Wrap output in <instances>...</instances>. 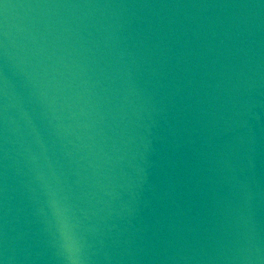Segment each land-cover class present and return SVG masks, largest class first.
<instances>
[{"label":"water","instance_id":"obj_1","mask_svg":"<svg viewBox=\"0 0 264 264\" xmlns=\"http://www.w3.org/2000/svg\"><path fill=\"white\" fill-rule=\"evenodd\" d=\"M0 264H264V0H0Z\"/></svg>","mask_w":264,"mask_h":264}]
</instances>
